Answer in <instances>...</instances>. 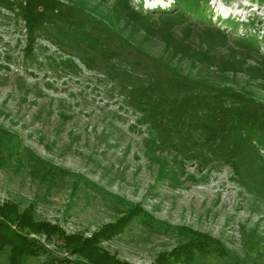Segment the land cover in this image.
Returning <instances> with one entry per match:
<instances>
[{
	"label": "rangeland",
	"instance_id": "374dc122",
	"mask_svg": "<svg viewBox=\"0 0 264 264\" xmlns=\"http://www.w3.org/2000/svg\"><path fill=\"white\" fill-rule=\"evenodd\" d=\"M0 126V204L90 235L139 201L119 258L187 224L228 249L187 264H264V0H0Z\"/></svg>",
	"mask_w": 264,
	"mask_h": 264
},
{
	"label": "trees",
	"instance_id": "16d2710c",
	"mask_svg": "<svg viewBox=\"0 0 264 264\" xmlns=\"http://www.w3.org/2000/svg\"><path fill=\"white\" fill-rule=\"evenodd\" d=\"M246 36L256 39L255 35ZM18 140L14 133L0 126V164L4 163L1 159L16 151L15 145L20 143H16ZM85 182L91 184L92 180L85 178ZM137 216L154 218L141 202H132L116 219L103 223L90 235H82L66 233L57 223L36 218L31 206L20 208L17 202L7 200L0 204V253L8 247L10 264H24L29 255L42 253H46L47 257L39 264H134L103 248L101 242L122 232ZM175 227L183 240L168 250L157 252L150 264H187L194 261L198 254L215 251L223 256L228 252L226 244L218 236L187 224ZM29 230L44 232L46 237L42 240ZM52 240L58 242L57 246L49 245Z\"/></svg>",
	"mask_w": 264,
	"mask_h": 264
}]
</instances>
